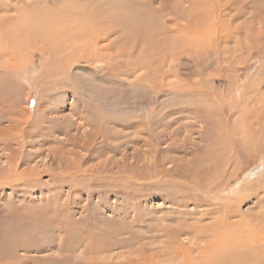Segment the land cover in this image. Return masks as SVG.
I'll return each mask as SVG.
<instances>
[{
  "label": "rangeland",
  "instance_id": "1",
  "mask_svg": "<svg viewBox=\"0 0 264 264\" xmlns=\"http://www.w3.org/2000/svg\"><path fill=\"white\" fill-rule=\"evenodd\" d=\"M64 8L70 14L62 19L67 26L62 32L77 27L82 33L80 26L86 24L90 29L96 26L101 35L111 33L94 46L93 31L56 43L22 30L24 23L33 24L36 14L42 16L36 21L60 18L57 13ZM1 18L0 33L7 35L3 40L9 46L0 47V140L11 148L0 150V176L12 178L9 159L28 135L39 140L45 151L18 170L48 171L39 187L20 191L8 179L0 180V263L15 257H20L19 264H44L63 257L70 262L92 260L84 253L87 242L61 252L63 243L58 235H51V227L46 226L44 234L34 232L33 222H28L30 206L39 210L46 204V208L60 205L64 215L82 223L98 211L112 218L110 228L131 223L132 229L145 235L150 225L176 226L185 220L182 208H212V202L196 196L205 190L224 191L230 204L239 196L237 205L249 218L264 210V129L258 123L264 121V0H0ZM14 24L18 33L11 30ZM98 131L114 140L116 149H102L101 137L93 140ZM244 138L248 141L243 140V149L249 152L237 157L234 143ZM87 143L92 150L84 147ZM247 156L252 165L246 170ZM74 164L80 167L77 174L83 175L77 185L50 178L58 167L72 170ZM179 173L185 174L189 185L179 182ZM182 201L187 206H180ZM21 202L30 210L28 219L19 208ZM211 220L207 216L202 222ZM16 229L30 244L14 250ZM127 235L114 233L111 238ZM189 238L180 237L187 245ZM121 250L98 253L94 259L136 258L116 257Z\"/></svg>",
  "mask_w": 264,
  "mask_h": 264
},
{
  "label": "bare ground",
  "instance_id": "2",
  "mask_svg": "<svg viewBox=\"0 0 264 264\" xmlns=\"http://www.w3.org/2000/svg\"><path fill=\"white\" fill-rule=\"evenodd\" d=\"M110 4H112V3H110ZM64 9L59 11V13H57V15L60 14L61 19L57 18L56 16L53 15V17H51V18L45 17L42 20L36 21L35 19H37L38 17L39 18L42 17L40 14H36V16L33 20V24L28 25V24L24 23L22 25V30L26 31L31 37L35 36V37L40 38V40H42V41L44 39V41H48V42L52 41V42H56V43L59 42V40L61 43V41H64V39L67 37H73V36L79 37V35H81V36L87 35L88 36L90 34V31H93V35H94L93 43L94 44H92V45H94V46L98 45V40L100 38H103L106 34H108V36H109L110 30L108 32L105 31L103 33L104 35H101L100 33H98L99 31L96 28V26H94V28L90 29L88 27V25H86V24H82V27L80 26V29L83 28V26H84L82 33H80V31L78 30L77 27H73V30L72 29L70 30L68 28L66 32L65 31L62 32V27H67L65 25L66 19L64 16L70 14V10H66V9L64 10ZM84 11H86V10H84ZM73 12H74V14H77V13H75L76 11H73ZM86 12L89 13L88 11H86ZM71 16H72V14H71ZM62 19H65V20H62ZM3 20L1 18L0 29L3 27ZM72 25H73V23H72ZM13 29L18 33L19 29L15 24H14V28H12L11 30L13 31ZM5 37H7V35L5 33H0V47L1 48L4 47L3 45L9 46L3 40V38L5 39ZM67 40H69V38H67ZM90 41H91V39H90ZM30 42H31V40H30ZM96 49H98V47H96ZM87 55L90 57V54L87 53ZM0 56H1V53H0ZM106 64H109V62ZM123 70H125L124 72H127V68H125ZM69 76H71V74L70 75L67 74V78H69ZM263 101H264V98H263ZM249 122H248V124H249ZM258 123L260 125L259 126L260 129H264V121L259 119ZM62 129L64 130V128H62ZM65 129H67V128H65ZM255 132H256V130H255ZM96 133L97 134L94 135L95 139H93V140L96 142V138L101 137V140H100L101 146L100 147L102 149H105V148L116 149L115 148L116 144L114 143V140L110 141L108 135H104L103 134L104 132H99V131ZM259 133H260V131H259ZM259 133H258V137H259ZM28 136L21 139V143H20L21 146L19 148H17V150L15 149L16 152L14 153L13 159H9V161L11 160L10 161L11 163L9 162L10 165H9L8 171L12 172V178L11 179L3 178L0 176V180L8 179L6 182L10 183L13 187L19 188V191H20V189L39 187V185H41L43 183V181H42L43 178H41V176L43 174H47V172H46L47 169L45 170L44 168L36 169V167H34V168L25 167L22 169V171L18 170L20 165H24V164L29 165V163L35 157L41 155V153L42 152L44 153V151H45L43 144H40L41 142L39 140L35 142V140H32V138H30ZM222 136H224V135H222ZM252 136H253V133H252ZM236 137H238V136H236ZM251 137H250V139H251ZM231 138H233V137H231ZM2 140H0V146L2 145L0 147V150H2L4 148L5 149L11 148L9 143L5 142V140L4 141H2ZM231 140H233V139H231ZM243 140L248 141L247 138L246 139L244 138L240 141L237 140L234 143V147H235V149H237V151L235 150L236 151L235 154L239 155L237 157L244 155V150L248 151L247 148L243 149L244 142H245ZM60 141H63V140H60ZM94 141H92V143H94ZM217 143H219V142H217ZM256 143L259 146L261 145V138L260 137H259L258 141H256ZM222 145H223V143H222ZM84 147L86 149H88L89 151L92 150V146L90 143H87ZM224 147H225V145H224ZM262 148H264V147L262 146ZM212 152H217V151L212 150ZM55 154L53 155L54 157H55ZM91 154H92V152L89 153L88 158ZM221 155L222 156L220 159H224L223 154H221ZM225 155H227V154H225ZM248 156H251V155H248ZM248 156L243 161V164H244L243 168H245L246 170L249 167H251V165H252L250 163L251 158ZM60 160H61V158H60ZM236 160H238V158ZM228 161H229V159H228ZM157 163L159 165L163 162L158 161ZM209 169H210V167L208 168L207 172H209ZM58 170H59L58 172L52 171L50 173L51 174L50 178L53 181H55V180L57 182H62V181L65 182L66 181L67 184H68V182H70V183L72 182L73 186H75L78 183H80L81 181H83V175L77 174V172H79V170H80L79 164L72 165V170L67 169L64 166H61L60 168L58 167ZM165 171L167 173H170V172L174 173L173 171H176V170H173V171L165 170ZM162 173H158V175H162ZM172 173L170 174V177H172ZM5 175L8 176V174H5ZM184 175L179 173V176L177 179L179 180V182H183L186 185H189L190 183L184 177ZM236 175H238V173H236ZM9 176H10V174H9ZM128 177H131V179L138 178V176H132L131 174H129ZM154 178H158V177H150V179H152L154 181L158 180V179H154ZM92 179H93V177H92ZM184 179L186 182H184ZM93 180L95 182L96 179H93ZM140 180H141V178H140ZM159 181H160V184H162V185L164 184V180L160 179ZM50 182H52V181H50ZM57 182H56V184H57ZM97 183H100V182H97ZM212 184H214V183H212ZM5 185H6V183H5ZM97 186H98V184H97ZM222 186H223V184H222ZM70 187H72V186H70ZM104 187H105V189L108 190L107 187H110V186L107 185ZM208 188L210 191L211 186ZM58 189H60V188H58ZM196 190L199 191V188H196ZM22 191H24V190H22ZM201 193H203L204 195H201V194L199 195L197 193L196 196H198V198H201L203 200L208 201L209 203L212 202L213 203V204L211 203L213 205L212 208H210L208 210H202V209L198 210L197 207L192 208V209L186 208V207L184 209L182 208L181 214L183 215L185 220H179V222L177 221L178 225H176V226H173V225L167 226L166 224L165 225L162 224L160 226L158 224L150 225L148 227V234H146V235L144 233H143L144 234L143 235L141 232L139 233L137 229L136 230L132 229L131 225H133V224H131V223H125L124 222L121 225L115 226V228H110L109 223H111L113 221V220H111L112 218L110 217L111 218L110 219L109 217L100 216L98 211L93 213L92 215H89L86 218V222L82 223L81 221L73 220L70 214L64 215L62 212L63 209L61 208L60 205H57V204H56L57 206H53V208L52 207L46 208V207H48V205L46 204L47 205V206L45 205L46 210L44 208H42V206H40V208L38 210V208L33 209L32 206L29 207V205H28V207L33 210V211L29 210L32 213H30L29 211L27 212V209L26 210L24 209L26 207L23 206V202H21L22 206H20L19 208H22L23 209L22 211H24V213L27 212V213H25L26 218H27V215H29L28 213H30V215H29L30 217H28L30 219H28V218L27 219H28V222H29V220H30V222H33L31 227L35 230L34 232H40V233L44 234L46 232V231H44V230H46L45 227L46 226L51 227L48 231L51 232V235L52 234L58 235L60 240L63 243L60 247L61 252L66 251V250H69V251L75 250V249L79 248L82 243L87 242L86 246H84V249H85L84 253L89 254L91 259H92L89 261L86 259L81 260L80 258H75V259L73 258V262H70L69 258L63 257L61 259H56L55 261L52 260L50 262H45L44 264H264V210H260L259 212L251 215L249 218L248 216H245L240 211V208L238 207V205L241 202V199L239 196H237L238 198L234 204L233 203L230 204V200L228 199L229 195H226V196L223 195L224 191H223V193H219V190L218 191L215 190L214 192L210 193V192L205 190ZM223 197H224V200H222ZM218 199H220V204L216 207V206H214V204L219 203L217 201ZM53 200H50V201L52 202ZM48 201H49V199H48ZM215 201H217V203ZM257 203H258V201H257ZM260 204H262V203L260 202ZM184 205L187 206V203H185L183 201L180 202V206H184ZM37 206L39 207V205H37ZM9 208L7 207L6 211L10 213L9 215L13 216V214H11L13 210H11V209L9 210ZM41 208L45 211L43 212V210H41ZM19 211H21V210H19ZM19 211H17V212H19ZM172 211H173V209H172ZM178 211H179V209H178ZM180 211H181V209H180ZM137 213L139 214V212L135 211V214H137ZM176 213H177V211H176ZM20 214H19V216H20ZM165 214H167V213H165ZM165 214L163 213L164 216H165ZM185 215H190V216H185ZM207 216H211L212 220L208 223L202 222V220ZM236 216H237V218H236ZM189 217L194 218V220H192V221L187 220ZM16 218H18V217H16ZM149 218H153V217H149ZM155 218L157 220V217H155ZM171 218H173V216ZM174 218H175V216H174ZM164 219H165V217H164ZM169 219H170V216H169ZM167 220H168V218H167ZM133 221H134V219H133ZM138 221H139V219H138ZM140 221L143 222L144 220L143 221L140 220ZM206 221L207 220H205V222ZM28 222L25 224H28ZM146 222H148V221H146ZM175 222H176V220H175ZM101 223H103L105 226L102 225ZM155 223H157V222H155ZM169 223H170V221H169ZM30 225H31V223H30ZM24 228H22V230ZM26 228H27V226H26ZM63 230H64V233L66 232L65 234H62ZM56 231H58L59 233L56 234L55 233ZM114 233H127L128 235L125 236L124 238L121 237V238L117 239L118 241L117 240L112 241L111 237ZM181 235L182 236L183 235H189V237H190L189 238L190 239L189 244L190 245H187L185 242H183L180 239ZM115 237H114V239H115ZM117 238H118V236H117ZM143 239H146V240H143ZM12 240H13L12 243L15 244L13 247L14 250H17L18 248H25L28 244H30V243H28V241L27 242L25 241V239L23 238V234L21 233L20 230H19V232H18V230L16 231L15 239L13 238ZM6 241H9V239ZM109 241H112V242L110 243ZM202 242H203V245L201 244ZM117 247L122 248V250L120 251L119 254H117L118 252L116 253V257L120 258V256H122V255H124L125 257L130 256V255L131 256L135 255L136 258L132 259V260L127 259L126 261L121 260V262L114 261V260H107L105 258L106 256H104V257L101 256L104 259L102 261H96L94 259L95 254L98 255V253H106V252H109L113 249L115 250V248H117ZM107 255H108V253H107ZM114 256H112V257H114ZM15 258H13V259L6 258V260L4 261L5 263L1 262L0 264H19L18 260L20 257H15Z\"/></svg>",
  "mask_w": 264,
  "mask_h": 264
}]
</instances>
